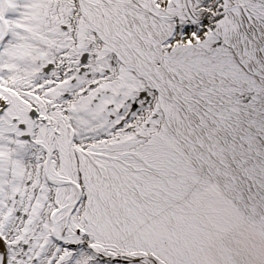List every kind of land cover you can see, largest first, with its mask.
<instances>
[{
    "label": "snow or ice",
    "instance_id": "6c2138e0",
    "mask_svg": "<svg viewBox=\"0 0 264 264\" xmlns=\"http://www.w3.org/2000/svg\"><path fill=\"white\" fill-rule=\"evenodd\" d=\"M0 264H264V0H0Z\"/></svg>",
    "mask_w": 264,
    "mask_h": 264
}]
</instances>
